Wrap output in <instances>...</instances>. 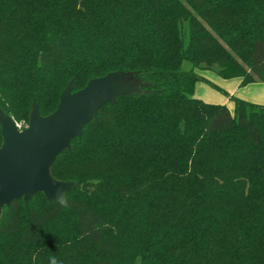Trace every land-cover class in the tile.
<instances>
[{
	"label": "trees",
	"instance_id": "1",
	"mask_svg": "<svg viewBox=\"0 0 264 264\" xmlns=\"http://www.w3.org/2000/svg\"><path fill=\"white\" fill-rule=\"evenodd\" d=\"M196 68L264 82V0H0L15 121L113 70L148 89L105 103L56 155L66 203L3 206L0 264H264V103L193 95Z\"/></svg>",
	"mask_w": 264,
	"mask_h": 264
},
{
	"label": "water",
	"instance_id": "2",
	"mask_svg": "<svg viewBox=\"0 0 264 264\" xmlns=\"http://www.w3.org/2000/svg\"><path fill=\"white\" fill-rule=\"evenodd\" d=\"M132 71L113 70L88 79L72 90L68 83L61 91L56 108L41 114L33 100L28 125L18 128L15 119L0 106V216L4 205L22 197L28 203L32 194L43 192L48 201L66 203L65 191L75 186L72 179H58L51 173L56 155L71 148V139L82 133L83 125L98 110L120 94L142 93L143 82Z\"/></svg>",
	"mask_w": 264,
	"mask_h": 264
},
{
	"label": "rangeland",
	"instance_id": "3",
	"mask_svg": "<svg viewBox=\"0 0 264 264\" xmlns=\"http://www.w3.org/2000/svg\"><path fill=\"white\" fill-rule=\"evenodd\" d=\"M188 63L185 61V66ZM196 71L203 74L207 80H199L196 83L195 90L193 95L200 97L204 100L211 101V102H218L227 104L231 109L233 106L232 103V95H239V92L244 90H250L249 92V100L256 101L259 103H264V88H253L258 87V85L264 84V82L256 81L250 82L245 85H238L237 78L238 76H234L231 78H223L217 75L213 70L210 69H203V68H196ZM136 75H132V79H135ZM240 79V78H239ZM210 82L215 83L219 86V88L214 87ZM255 85V86H253ZM252 89V91H251ZM22 127L28 125V122L24 121H16Z\"/></svg>",
	"mask_w": 264,
	"mask_h": 264
},
{
	"label": "crops",
	"instance_id": "4",
	"mask_svg": "<svg viewBox=\"0 0 264 264\" xmlns=\"http://www.w3.org/2000/svg\"><path fill=\"white\" fill-rule=\"evenodd\" d=\"M237 82H238L237 84L240 85V83H239L240 82V79L239 78H237ZM240 86H242V85H240ZM253 86H255V85H253ZM253 88H264V84L258 85V87H253ZM249 91L250 90H245V89L243 90L242 89V92H239V95H237V96H240V97H243V98H246L247 99V98H249V95L251 93ZM251 91H252V89H251Z\"/></svg>",
	"mask_w": 264,
	"mask_h": 264
},
{
	"label": "built area",
	"instance_id": "5",
	"mask_svg": "<svg viewBox=\"0 0 264 264\" xmlns=\"http://www.w3.org/2000/svg\"><path fill=\"white\" fill-rule=\"evenodd\" d=\"M17 123V122H16ZM17 126H18V128H23L21 125H19L18 123H17Z\"/></svg>",
	"mask_w": 264,
	"mask_h": 264
}]
</instances>
